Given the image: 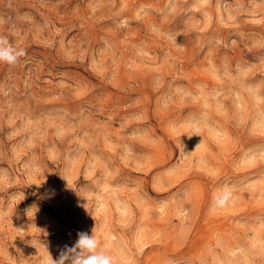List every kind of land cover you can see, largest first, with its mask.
<instances>
[{"label":"rangeland","instance_id":"rangeland-1","mask_svg":"<svg viewBox=\"0 0 264 264\" xmlns=\"http://www.w3.org/2000/svg\"><path fill=\"white\" fill-rule=\"evenodd\" d=\"M0 36V264H264V0H0Z\"/></svg>","mask_w":264,"mask_h":264},{"label":"clouds","instance_id":"clouds-1","mask_svg":"<svg viewBox=\"0 0 264 264\" xmlns=\"http://www.w3.org/2000/svg\"><path fill=\"white\" fill-rule=\"evenodd\" d=\"M27 51L11 45L6 37L0 36V63L15 66ZM232 193L228 188L223 189L213 198V208L224 206L231 198ZM106 239H108L106 237ZM46 248V247H45ZM47 251V249H46ZM42 261V264H119V258L111 252L107 245H102L94 232L91 236L87 233H78V239L72 247L65 246L57 259H53L50 253Z\"/></svg>","mask_w":264,"mask_h":264}]
</instances>
